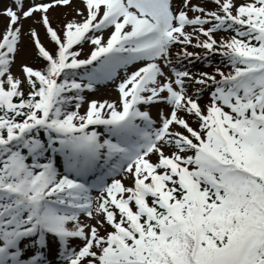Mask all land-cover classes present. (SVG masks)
<instances>
[{
    "label": "snow or ice",
    "instance_id": "snow-or-ice-1",
    "mask_svg": "<svg viewBox=\"0 0 264 264\" xmlns=\"http://www.w3.org/2000/svg\"><path fill=\"white\" fill-rule=\"evenodd\" d=\"M211 2L81 0L62 30L73 0L0 9V264H264V0ZM29 20L43 65L17 74Z\"/></svg>",
    "mask_w": 264,
    "mask_h": 264
},
{
    "label": "rangeland",
    "instance_id": "rangeland-1",
    "mask_svg": "<svg viewBox=\"0 0 264 264\" xmlns=\"http://www.w3.org/2000/svg\"><path fill=\"white\" fill-rule=\"evenodd\" d=\"M204 1L205 0H193V3L194 4L200 3V4L204 5L207 9H215L216 6L211 2V0H209L211 2V5H209L210 2L207 4ZM240 2H242V0H240ZM7 4H10V0H0V9H2ZM82 8H83V4L81 3V0H73V4L71 7H64V8H62V10H65V11H73L74 10L75 15H76V10L82 9ZM57 11H58V8L56 7L55 9H53L49 13V15L51 16V14L57 13ZM190 15H192V13H190ZM6 23H7V19L5 17H0V27H2L3 24H6ZM31 25H33V24H32V21H30V20L27 21L24 25V30H25L26 34L24 36L23 43L20 46V53L17 57L16 66L13 68V71L15 73H18V74L20 72V65L21 64H28L36 53V50L33 46L32 39L29 35H27V32L30 29ZM36 27H38V30L41 34V38H42L43 43L45 45L48 44L49 40L44 37L43 27H40V26H36ZM222 33L223 32L218 33L217 36L219 34H222ZM105 36H107V32L105 33ZM201 39H203V37H201ZM193 43H195V41H193ZM177 50H178V48L173 49V55L175 54V52ZM188 50L192 51V52H198L201 54V56H203V54H204L203 49L190 48L189 47ZM210 60L214 61V62L210 63ZM220 61H221V57L218 55H215V56H211L208 60L201 59L199 61H194L192 63L185 61L183 65H177V66L180 68H183L186 66L191 72H193L194 74H197V75L200 72H208V73L214 74L215 69H216L215 67L217 66V64H219L221 68L224 67L223 64L220 63ZM209 64L211 66H209ZM134 70H135L134 67H130L128 69L129 72L134 71ZM123 76H124V72H123V70H121L120 78H122ZM118 83H119V79H117L115 81H106V82H103V83L97 85L95 91L86 92L85 93L86 101H85L84 105L81 107L82 111L85 112L87 110L88 102H90L92 100L101 101V102H103V101H109V102L118 101V99H119V93L117 91V84ZM201 100H202V103L208 102V92L204 93V95L201 97ZM152 111H153V114L155 115L157 109L153 108Z\"/></svg>",
    "mask_w": 264,
    "mask_h": 264
},
{
    "label": "trees",
    "instance_id": "trees-1",
    "mask_svg": "<svg viewBox=\"0 0 264 264\" xmlns=\"http://www.w3.org/2000/svg\"><path fill=\"white\" fill-rule=\"evenodd\" d=\"M205 1H209V0H205ZM211 4V2H210ZM58 11L57 13H53L51 14V22L52 25L57 29V30H62L63 25L65 23H67L68 21L71 20H80V18L78 16L75 15V11H65L62 10V8L64 7H57ZM230 34H226L225 36H230ZM51 48L54 50L55 49V45L52 44ZM88 53V48H83L82 51V55H85ZM28 65L34 67V68H40L43 65V61L37 58V54L35 53L34 57L31 59V61L28 63ZM18 74V73H17ZM81 113L83 114L84 112L81 109Z\"/></svg>",
    "mask_w": 264,
    "mask_h": 264
}]
</instances>
